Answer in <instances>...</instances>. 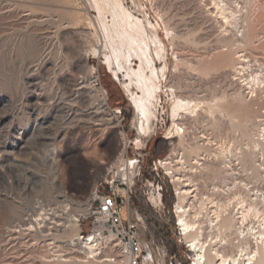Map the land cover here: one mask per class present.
<instances>
[{"label": "rangeland", "instance_id": "1", "mask_svg": "<svg viewBox=\"0 0 264 264\" xmlns=\"http://www.w3.org/2000/svg\"><path fill=\"white\" fill-rule=\"evenodd\" d=\"M214 1L0 0V264H88L73 239L91 233L103 179H115L120 158L141 166L130 217L152 250L146 264H195L178 224L177 186L161 160L177 167L179 152L206 144V136L211 156L219 139L244 146L264 122V84L244 97L249 90L240 94L235 75L244 53L264 78V0H225L235 11L231 23ZM128 21L143 25L142 33ZM140 61L156 86L146 131L123 86ZM132 90L142 94L136 84ZM178 100L191 101L189 111L178 105L175 112ZM205 177L211 190L215 178ZM35 217L42 227L16 231ZM72 218L80 219L76 226Z\"/></svg>", "mask_w": 264, "mask_h": 264}, {"label": "bare ground", "instance_id": "2", "mask_svg": "<svg viewBox=\"0 0 264 264\" xmlns=\"http://www.w3.org/2000/svg\"><path fill=\"white\" fill-rule=\"evenodd\" d=\"M214 2L217 14L224 20L229 22L232 15L236 17L235 11L229 10L225 0H215ZM126 16H128L127 13ZM126 16L124 17L126 18ZM123 21H125L124 18ZM137 21L134 23L128 21L127 25L141 34L143 25L140 26ZM236 24L235 26L239 27L237 22ZM116 52V60H119L121 54L119 51ZM250 61L247 54L239 53L237 66H235V75H239L237 81H239V88L242 91L240 94L244 95L243 89L248 88L249 90L244 97L249 96V93L258 94V88L262 83L264 84L263 76L255 70H250L252 68ZM144 69L143 62H141L138 70H128L124 75L126 82L123 84L138 116L141 131H146L149 126L152 115L151 100L156 92V86L150 80L151 76L148 77ZM115 74L117 75V73ZM133 84L142 90L141 95L132 90ZM178 102L179 100L174 111L180 105ZM202 102L194 104L193 110H191L193 115H195L194 112L199 114ZM190 103L191 101H187L179 107L188 110ZM214 110L215 107L210 106L212 115H214ZM193 119L197 120V118ZM204 119L203 116L202 121ZM211 122L212 120L209 123L212 124ZM174 125H176L179 134H182L181 125L179 126L176 122ZM257 126L259 128L258 136L254 138L255 136L245 135L243 137L244 146L241 145L239 139L236 144L234 140L219 139L218 152L215 150V154L212 156L205 154L207 146L210 142L212 143L213 138L206 136L203 132L207 143L195 142L194 146L188 145L185 153L184 151L179 152L178 159L175 161L177 167L169 158L161 160L177 186L178 224L182 227L181 232L184 239L189 243L185 241L186 245L188 247L190 245L191 250L195 252V264H264V122H258ZM219 140L217 141L219 142ZM215 142L213 143L215 144ZM141 143L142 140L137 138L135 144L138 145V148L141 147ZM118 162V166L121 168L124 166L125 159L120 158ZM132 172L134 173V171ZM208 174L215 178V180L212 179L215 181L213 186L209 185L211 190L206 185L209 183L205 177ZM205 187L208 192L205 191ZM151 200L155 205L161 204L160 187L155 188L151 193ZM34 212L37 214V211ZM39 220L35 217L33 220L35 223L26 222L23 226L20 225L19 228H16V231L37 229L39 225L41 226ZM75 220L79 221V218H72L70 225L76 226ZM88 236L87 239L81 240L79 234L73 239V242L82 249L88 264H129L128 259H125L122 253H115L116 239L113 232L106 235L103 226H98ZM112 251L115 256L110 253Z\"/></svg>", "mask_w": 264, "mask_h": 264}, {"label": "built area", "instance_id": "3", "mask_svg": "<svg viewBox=\"0 0 264 264\" xmlns=\"http://www.w3.org/2000/svg\"><path fill=\"white\" fill-rule=\"evenodd\" d=\"M95 83L98 85V80H95ZM140 168L139 159H129L115 173V175L117 174L115 179L112 181L103 179L107 191L98 193V204L91 214L94 217L91 232L98 226H103L105 233V226H107L110 234L113 232L115 235L116 244L114 247L125 256V259H128L129 264H146L148 260L153 261L154 258L152 250L149 247H144L140 241L141 225L139 219L130 217L131 184L135 173L138 172L139 174ZM124 204L128 206L127 217L123 215ZM88 237V234L81 233L80 235L81 240Z\"/></svg>", "mask_w": 264, "mask_h": 264}]
</instances>
